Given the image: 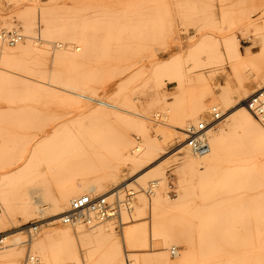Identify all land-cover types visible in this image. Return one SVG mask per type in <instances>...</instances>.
<instances>
[{
    "label": "rangeland",
    "instance_id": "1",
    "mask_svg": "<svg viewBox=\"0 0 264 264\" xmlns=\"http://www.w3.org/2000/svg\"><path fill=\"white\" fill-rule=\"evenodd\" d=\"M32 1L0 0V30L17 31L25 36L27 47L36 45L35 51L12 60L0 56L5 77L0 81V178L26 162L42 167L36 177L52 183L41 203L50 206L46 215L52 213L54 207L49 204L58 200L61 191L74 185V173L67 165L72 156H85L96 171L114 169L123 164L117 155L118 138L130 136L137 143L159 139L164 128L173 130L191 112L196 98L202 97L205 103L212 99L218 105L217 92L227 88L231 101L237 103L264 85V52L254 60H242L234 49L258 54L264 34V0H39L38 8L28 13L25 5ZM26 20L32 24L29 32L23 31ZM5 23L11 27H4ZM0 40L1 47L11 45ZM247 41L250 49L244 46ZM81 92L106 97L147 116L149 130L126 119L109 128L110 122L88 115L86 106L95 104L79 97ZM46 138L51 139L41 143ZM235 139L249 145L251 136L240 130ZM170 147L167 155L177 150L176 145ZM223 169L244 170L249 179L246 187L264 188V143L248 152L227 149L217 172ZM178 172L177 166L165 169V175L174 177L169 186L172 200L179 198L182 186L194 185L195 176L199 177L190 174L181 186ZM62 173L58 184L56 177ZM153 178L145 187L134 182L121 192L120 196L127 190L137 192L132 209L122 208L119 216L97 224L112 223L109 235L91 242L102 264L107 263L112 244L119 246L125 262L137 253L133 250L140 249L128 242L138 234L137 227L149 221L136 207L141 193L150 198L144 190ZM28 195V186L0 184V214L12 205L17 211L15 225L26 224L21 202ZM250 196L248 192L251 202ZM205 200L197 198L193 204L202 209ZM36 215H41L40 210ZM65 225L57 222L56 227ZM195 225L197 220L190 217L186 228L193 246L185 264H264L263 231H227L216 236L194 229ZM147 230L152 237L151 229ZM27 240L28 236L21 238L17 245L4 241L0 264H24L27 254H33L31 243L22 242ZM169 253L185 257L181 244H173ZM38 255L50 264L44 254Z\"/></svg>",
    "mask_w": 264,
    "mask_h": 264
},
{
    "label": "bare ground",
    "instance_id": "2",
    "mask_svg": "<svg viewBox=\"0 0 264 264\" xmlns=\"http://www.w3.org/2000/svg\"><path fill=\"white\" fill-rule=\"evenodd\" d=\"M38 2L39 0H33L27 3L25 5L27 12L35 11L38 8ZM4 25V27L9 25L11 27V24L5 23ZM24 25L26 30L23 31L29 32L31 22L26 20ZM13 32L8 33L19 37L18 39L6 33L1 37L0 32V38L11 44L10 46H0V56L3 60H12L25 53L35 51L36 45L27 47L23 43L25 36ZM58 45L60 46V44ZM78 47L75 48L79 50ZM234 49L240 59L251 58L254 60L264 52V34L260 36L258 54H243L239 52L237 46ZM4 78V73L0 71V81ZM77 95L95 104L86 106L88 115L105 123L110 122L108 123L109 128L115 129V121L126 119L137 122L141 127L149 130L147 116L128 110L106 97L101 98L84 92L77 93ZM217 95L220 99L219 104L214 103L219 108L221 107L223 116L210 124L206 130L205 138L209 145L208 151L199 152L187 141L189 126L192 124L197 126L201 121L209 119V102L211 103L213 100L207 99L205 103L201 97L194 100L191 112L182 117L178 125L173 126V130L164 128L161 131L163 135L159 139L148 138L143 143H137L130 136L118 138L116 141L117 155L120 164H123L116 165L114 169L96 171L92 164L87 163L88 159L85 156H72L71 163H67V165L71 174L74 173V185L61 191L58 200L49 204L54 207L49 215H46V212L50 206L48 203H41L45 202L44 194L52 183L49 179L40 180L36 177L42 167H33L26 162L10 172L9 175L0 178V184H11L15 188L28 186L29 195L21 202L22 212L27 222L22 226L40 225L43 220L47 219L52 224L51 229L50 227L43 229L37 235L24 233V228L22 229L21 225H15L18 220L17 211L10 205L0 214V248L4 246V241H13L10 244L17 245L21 243V238L28 236V240L22 242L31 243L33 254L30 252L27 254L24 264H46L38 255L39 253L44 254L50 264L58 262L61 264L68 262L72 264H102V260L96 256V246H91V242L94 238L109 235L112 223L97 224L119 216L122 208L132 209L137 192L127 190L124 196H120L121 192L133 186L134 182L145 187L151 177L154 178L148 183V187L144 188L150 198L141 193L136 207L138 214L146 215L145 218L149 221L139 225L137 227L138 234L128 242L130 244L128 246L140 249L133 250L137 253L132 254V259L125 262L119 246L112 244L109 259L105 264H185L191 259L193 246V241L187 235L186 228L190 217L197 220L194 229L202 233H214L216 236L227 231L243 234L256 231L264 232V188L246 187L245 184L249 179L244 170L223 169L217 172V168L222 165L223 155L227 149L248 152L259 150L264 143V85L240 98L237 103L231 101L232 95L227 88L222 92H217ZM258 95L262 99L261 107L252 109L250 102ZM205 108L206 116L204 117ZM136 116H141L145 120L137 119ZM240 130L251 136L249 145L235 139ZM49 139L51 138L43 139L41 143L48 142ZM229 141L231 145H229ZM172 145H176L177 150L173 154L167 155L170 153ZM170 166L179 168L177 175L181 186L187 181L186 178L190 174L198 173L199 175V177L195 176L193 183H196L194 185L182 186L179 189L180 195L176 200H172L169 195V186L174 177L165 175V169ZM95 173L97 176H94ZM22 176H26V178L24 179ZM63 176V173L59 177L57 176L56 183L59 184ZM126 182L128 183L122 186ZM113 186L119 188L117 192L111 189ZM252 190L254 192L250 196ZM132 191L135 194L130 206L126 207L123 201ZM248 192L251 202L247 197ZM95 193H98L99 196H93ZM83 195H89L92 198H105L109 204L119 205L120 213L101 220L98 218L97 212L92 211L87 219L81 218L72 222H64L62 217L70 212L73 200ZM115 195V199L112 200ZM197 198H206L202 209L193 204ZM238 198L245 199V201H239ZM33 210H35L34 213ZM37 210H40L41 215H36ZM88 219H91V222H88ZM57 222L66 225L59 229L56 227ZM85 224L93 226L91 228L94 229H89ZM12 225L15 226V229L7 231ZM143 227L146 229L143 230ZM148 228L151 229L152 237H149ZM42 234L44 235L42 236ZM38 237L41 238L36 239ZM86 243H89L88 248H85ZM173 244H181L185 255L184 259L170 255L169 248ZM173 253H176V249Z\"/></svg>",
    "mask_w": 264,
    "mask_h": 264
},
{
    "label": "built area",
    "instance_id": "3",
    "mask_svg": "<svg viewBox=\"0 0 264 264\" xmlns=\"http://www.w3.org/2000/svg\"><path fill=\"white\" fill-rule=\"evenodd\" d=\"M0 32L1 37L2 34L5 36V33L14 36L13 34H11L13 31H7L5 29H2ZM14 37H16L17 39L19 38L17 36ZM261 100L262 99L260 98V95L255 96L250 102V107L252 109H259L261 107ZM208 116L209 119L207 121H201L200 123H198L197 126L192 124L187 129V141L189 145H191L196 150L202 153L208 151L209 149L208 142L205 138L207 128L210 124L221 119L223 116L220 108L214 102H209ZM148 193H150V191H148ZM134 194L135 192L132 191L129 192V194L126 196V199L123 201V204L126 207L130 206ZM92 211L97 212L98 218L101 220L116 214L118 215L120 213L119 205L109 204L105 198H92L89 195H83L73 200L70 212L65 214L62 219L64 222H72L81 218L87 219ZM88 222H91V219H88ZM51 225V221L47 219L43 220L40 225L27 224L25 226H22L21 228H24V233L37 235L43 229H47ZM173 252H175V249L173 250Z\"/></svg>",
    "mask_w": 264,
    "mask_h": 264
},
{
    "label": "crops",
    "instance_id": "4",
    "mask_svg": "<svg viewBox=\"0 0 264 264\" xmlns=\"http://www.w3.org/2000/svg\"><path fill=\"white\" fill-rule=\"evenodd\" d=\"M244 46L246 49H250L252 47V44L250 43V41L244 42Z\"/></svg>",
    "mask_w": 264,
    "mask_h": 264
}]
</instances>
